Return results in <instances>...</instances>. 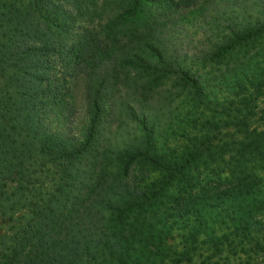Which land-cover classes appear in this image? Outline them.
<instances>
[{"label":"trees","instance_id":"trees-1","mask_svg":"<svg viewBox=\"0 0 264 264\" xmlns=\"http://www.w3.org/2000/svg\"><path fill=\"white\" fill-rule=\"evenodd\" d=\"M0 264H264V0H0Z\"/></svg>","mask_w":264,"mask_h":264},{"label":"rangeland","instance_id":"rangeland-1","mask_svg":"<svg viewBox=\"0 0 264 264\" xmlns=\"http://www.w3.org/2000/svg\"><path fill=\"white\" fill-rule=\"evenodd\" d=\"M70 100L76 109L74 127H79L86 118L87 101L85 97V79L75 76L68 79ZM226 173L223 175L225 176Z\"/></svg>","mask_w":264,"mask_h":264}]
</instances>
